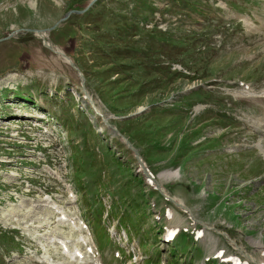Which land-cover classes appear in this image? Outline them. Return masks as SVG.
<instances>
[{
  "label": "rangeland",
  "instance_id": "374dc122",
  "mask_svg": "<svg viewBox=\"0 0 264 264\" xmlns=\"http://www.w3.org/2000/svg\"><path fill=\"white\" fill-rule=\"evenodd\" d=\"M89 1L0 0V264H43L35 261L41 258L62 264L66 255L56 237L71 239L73 217L66 218L75 213L76 197L81 213L89 216L99 197L106 227L112 203L133 215L134 227L146 229L141 244L132 230L131 259L109 256L108 262L145 264L140 257L155 250L167 263L179 255L172 264H199L222 248V255L234 252L259 264L264 260V0H95L82 12H68L85 9ZM153 2L166 6L165 40ZM225 2L239 13L227 11ZM145 10L139 35L129 29L127 40L135 39L140 48L152 44L153 51L119 54L112 43L124 38L113 34L111 21L126 16L134 24ZM35 29L47 31L70 61L45 46ZM162 63L182 73H162ZM96 109L134 142L158 181L162 173L178 174L159 182L196 219L155 196L122 136ZM97 189L98 195L91 193ZM117 191L126 193L122 201ZM88 202L92 210L83 207ZM168 225L188 240L175 236L182 242L176 248L158 239ZM94 226L95 240L105 243L103 227ZM195 228L202 234L194 239L188 230ZM2 236L9 240L1 242ZM124 239L113 235V245L125 247ZM189 250L193 260L187 261ZM88 255L84 250L81 260Z\"/></svg>",
  "mask_w": 264,
  "mask_h": 264
},
{
  "label": "bare ground",
  "instance_id": "6f19581e",
  "mask_svg": "<svg viewBox=\"0 0 264 264\" xmlns=\"http://www.w3.org/2000/svg\"><path fill=\"white\" fill-rule=\"evenodd\" d=\"M232 16H236V15H232ZM240 19H244V18H246L245 16H242V17H240V16H238ZM38 33V36L39 37H42L43 39H44V45L45 46H47L48 48H50V50H52L54 53H56L57 55H59V56H61L62 58H63V60L65 61V62H69L70 60L68 59V57H66L65 55L63 56V54L61 53L62 51H61V49L60 48H58L57 46H54L53 44H52V42L49 40V35H48V32L47 31H38L37 32ZM99 112L100 113H102L100 110H99ZM123 138V137H122ZM123 140H124V138H123ZM172 176H178V174H176V172L174 171V172H172V173H162V174H160L159 175V181H160V179H164V178H166V177H172ZM156 178V177H155ZM157 179V178H156ZM158 181V182H159ZM160 183V182H159ZM161 185V184H160ZM162 188V187H161ZM165 191V190H164ZM176 200V199H175ZM176 201H178V202H180L179 200H176ZM50 211H53V208H52V206L50 207ZM59 242H61L60 244H62V245H64L63 244V241H62V239H60L59 240ZM82 243H91V240H90V238H89V236H83L82 237ZM256 244V243H255ZM257 246V245H256ZM30 259H32V258H30ZM37 263H43V262H37ZM43 264H46V263H43ZM62 264H69V262L68 261H66V260H63L62 261Z\"/></svg>",
  "mask_w": 264,
  "mask_h": 264
},
{
  "label": "water",
  "instance_id": "95a60500",
  "mask_svg": "<svg viewBox=\"0 0 264 264\" xmlns=\"http://www.w3.org/2000/svg\"><path fill=\"white\" fill-rule=\"evenodd\" d=\"M91 1H92V0H91ZM83 10H84V8H82V9H71V10H69L68 12H81V11H83ZM68 12H67V13H68ZM67 13H65L63 16H61V18H65V16H66ZM50 27H53V25L50 26ZM50 27H49V28H50ZM34 31H35V32H38L39 30L35 29ZM139 163L142 164V162H141L140 160H139Z\"/></svg>",
  "mask_w": 264,
  "mask_h": 264
},
{
  "label": "trees",
  "instance_id": "16d2710c",
  "mask_svg": "<svg viewBox=\"0 0 264 264\" xmlns=\"http://www.w3.org/2000/svg\"><path fill=\"white\" fill-rule=\"evenodd\" d=\"M126 24V23H125ZM128 24V23H127Z\"/></svg>",
  "mask_w": 264,
  "mask_h": 264
}]
</instances>
